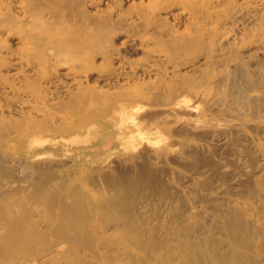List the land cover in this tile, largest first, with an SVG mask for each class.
Instances as JSON below:
<instances>
[{"label": "rangeland", "instance_id": "374dc122", "mask_svg": "<svg viewBox=\"0 0 264 264\" xmlns=\"http://www.w3.org/2000/svg\"><path fill=\"white\" fill-rule=\"evenodd\" d=\"M40 3L0 0V264H264V0H143L83 70Z\"/></svg>", "mask_w": 264, "mask_h": 264}, {"label": "bare ground", "instance_id": "6f19581e", "mask_svg": "<svg viewBox=\"0 0 264 264\" xmlns=\"http://www.w3.org/2000/svg\"><path fill=\"white\" fill-rule=\"evenodd\" d=\"M25 1V0H24ZM28 1V0H26ZM42 3V8H45L47 6L55 8V10L64 7L71 8L73 10V15L75 17L76 21H81V24L78 25L76 32L78 33V36L74 37L72 35L69 36H59L57 34H50L44 40L42 41V44L45 46H50L53 48L57 53L66 55L65 61H71L77 63V69L83 70L87 63L90 62L91 59H93L97 51H88L87 55V62L83 60V56L81 55V52L84 49H93L97 50L100 49L102 46V40H105L107 37L110 36L111 31H114L118 28H124L126 26V23L128 21H134L136 19H145V21H148V10H150L151 13H155V10L160 7L163 3L169 4L174 2L175 0H149L150 6L149 8L145 9V7L141 4L143 0H139L138 3H131L128 5H124V0H108L106 9H101L98 7H95V12L90 13L86 10L84 7V1L82 0H39ZM95 1V0H93ZM126 1V0H125ZM185 6L189 7L190 4H187L186 1ZM26 3V2H25ZM28 3V2H27ZM40 3V4H41ZM83 3V4H82ZM145 4V3H144ZM27 5V4H26ZM151 7V8H150ZM13 8V7H12ZM200 8V7H199ZM13 10V9H12ZM28 11V10H27ZM41 12V11H40ZM39 12V13H40ZM61 12V11H60ZM195 12V11H194ZM26 13V12H25ZM36 13V12H35ZM42 13V12H41ZM40 13V14H41ZM62 13V17L65 16V13ZM197 13V12H196ZM27 14V13H26ZM192 15V14H191ZM25 16V15H24ZM193 16V15H192ZM66 17H71L70 15ZM195 17V16H194ZM238 20V19H237ZM244 22V21H242ZM242 22H240L242 24ZM55 23V22H54ZM91 24L90 29L87 30V25ZM197 24V23H196ZM244 24V23H243ZM199 25V24H198ZM139 26V25H138ZM144 26V25H143ZM51 27V26H50ZM104 28H109L110 31L102 32ZM199 28V27H198ZM201 29V28H200ZM236 29V28H235ZM231 31V30H230ZM138 32V31H137ZM116 33V32H115ZM233 33V32H232ZM83 36L84 39H81L80 36ZM182 36V35H181ZM201 36V35H200ZM25 40L26 42H32V44L40 43L38 40L39 37H36L31 34H25ZM140 37V36H139ZM197 39V37H196ZM41 40V38H40ZM185 41V40H184ZM198 41V40H197ZM186 42V41H185ZM1 45V44H0ZM201 45V44H200ZM44 48V46L42 47ZM194 48V47H193ZM261 50V48H260ZM50 51V50H49ZM105 52L108 56L112 55L113 51L110 49H106ZM41 58H45L44 52L40 51ZM264 56V52L260 53ZM260 55V56H261ZM24 57H26L27 60L31 59V54L29 52H25ZM86 58V57H85ZM106 59V58H105ZM121 59V58H120ZM243 70V69H242ZM237 71V70H236ZM240 71V70H239ZM233 74V73H232ZM240 74V73H239ZM231 75V74H230ZM254 75V74H253ZM238 76V75H237ZM240 76V75H239ZM244 77V76H243ZM232 78V77H231ZM254 78V77H253ZM219 79V78H218ZM256 79V78H255ZM242 80V79H241ZM188 81V80H187ZM231 81V80H230ZM240 81V80H239ZM247 81V80H245ZM182 82V81H181ZM185 82V81H184ZM220 82V81H219ZM253 84V83H252ZM242 85V84H241ZM245 85V84H244ZM239 86V85H238ZM253 86V85H252ZM250 87V86H249ZM180 88V87H179ZM237 88V87H235ZM242 88V87H241ZM239 88V89H241ZM253 88V87H252ZM238 89V91H239ZM237 90V89H236ZM248 90V89H247ZM246 90V91H247ZM258 90V88H257ZM243 91V90H242ZM241 91V92H242ZM245 91V90H244ZM249 91V90H248ZM252 91V90H251ZM260 91V90H258ZM235 92V91H234ZM243 93V92H242ZM241 93V94H242ZM260 93V92H259ZM240 94V93H239ZM245 94V93H244ZM243 94V95H244ZM236 96V95H235ZM261 96V94H260ZM233 97V96H232ZM231 97V99H232ZM234 98V97H233ZM260 98V97H259ZM242 99V98H241ZM233 100V99H232ZM250 100V99H249ZM264 100V98H263ZM252 101L256 104L260 101V99H256L253 97ZM101 104V103H100ZM247 105V104H246ZM121 106V105H120ZM236 106V105H235ZM127 107V106H126ZM243 107V106H242ZM245 107V106H244ZM247 107V106H246ZM256 107V106H255ZM124 108V106H123ZM125 109V108H124ZM253 109V108H252ZM257 109V108H256ZM254 111V110H252ZM88 114V113H87ZM71 131V130H70ZM74 132V131H73ZM72 132V133H73ZM29 133V132H28ZM35 133V132H34ZM65 134L67 131L64 132ZM71 134V133H70ZM41 135V134H39ZM64 134H62L63 136ZM42 136V135H41ZM61 136V135H59ZM69 135H67L68 137ZM32 137V136H31ZM36 137V136H35ZM34 136L33 138L36 139ZM52 137V136H51ZM50 137V138H51ZM25 138V136H24ZM55 138V137H54ZM59 138V137H58ZM27 139V138H26ZM31 140V139H30ZM29 140V141H30ZM75 140V139H74ZM27 141V140H26ZM35 141V140H34ZM41 142V141H40ZM45 142V141H43ZM68 143V142H67ZM36 144V143H35ZM50 144V143H49ZM62 144V143H61ZM44 146V145H43ZM42 146V147H43ZM24 147V146H23ZM36 154V153H35ZM39 155V154H37ZM36 156V155H34ZM38 158V157H37ZM41 166V165H40ZM37 167V166H36ZM47 167V166H46ZM39 170V169H38ZM38 177V176H37ZM38 179V178H37ZM35 181V180H34ZM46 181V180H45ZM30 184V183H29ZM41 184V183H40ZM33 185V184H31ZM35 186V185H34ZM41 188V187H40ZM37 193V192H36ZM122 193V192H120ZM1 195V194H0ZM110 198V197H109ZM6 203V202H5ZM121 208V207H120ZM83 210V209H82ZM88 215V213H87ZM116 215V214H115ZM123 216V215H122ZM81 217V216H80ZM114 218V217H113ZM117 223V222H116ZM113 224V223H112ZM118 225V224H117ZM73 227V226H72ZM9 242V241H8ZM27 258V257H26ZM24 260V259H23ZM33 261V260H32ZM26 263V262H25Z\"/></svg>", "mask_w": 264, "mask_h": 264}]
</instances>
